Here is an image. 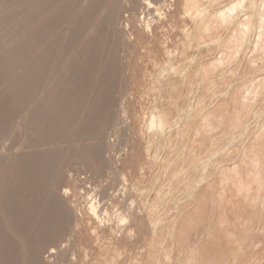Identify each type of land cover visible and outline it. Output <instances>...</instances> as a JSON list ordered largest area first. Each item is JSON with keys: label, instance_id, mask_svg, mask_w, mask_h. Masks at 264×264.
<instances>
[{"label": "rangeland", "instance_id": "374dc122", "mask_svg": "<svg viewBox=\"0 0 264 264\" xmlns=\"http://www.w3.org/2000/svg\"><path fill=\"white\" fill-rule=\"evenodd\" d=\"M13 1L10 2L14 4ZM99 1L100 4H96L100 7L106 2ZM150 1L152 8H140L139 0H135L136 3L134 0H117L115 3L117 7L121 2L124 5L120 4V15L119 12L118 16L114 15L116 20L111 18L113 24L120 20L113 26L119 32L115 38L117 45L114 44L119 49L114 45L109 50L104 49L105 54L110 51V58L103 52L105 59L102 55L100 61L103 66H108L114 53L113 86H110L115 89L111 90L110 101L102 102L108 104V114L111 118L114 115L115 121L110 122L111 125L99 122L102 125L96 124L98 137L89 139V143L85 139L88 145L83 144L85 140L81 141L83 147H90L89 150L102 141L101 155L93 156L85 148V154L80 157L83 159L74 157L64 161L62 156L63 161L56 162L55 172L62 171L58 173L62 175H57L59 180L56 177L55 183L61 180L58 186L63 191L55 188L64 192L63 195L59 193L64 196V205L67 202L65 206L72 205L75 210L68 213L70 224L66 225L68 228L62 236L52 238L50 244L56 245L57 254L54 257L59 264H264V0ZM5 2L8 1H2L6 5ZM86 3L90 2L86 1L85 6ZM108 3L103 10L106 13ZM12 4L4 5L5 9L0 7V12H10ZM34 7L35 11L29 17L34 16L35 33L41 30L39 36L41 38L42 34V40H45L46 28L42 30L46 20L44 0H35ZM95 7L93 9L104 16L97 15L104 20L98 16L94 18L96 13L92 10L93 17L90 12H85L86 16L79 14L80 21H86L80 22L77 28L71 27L69 20L65 30L70 35L73 32L76 36L97 40L101 34L97 27L106 25L108 15L106 17ZM18 13L13 15H16L15 19L20 18L19 24L28 21L25 17L30 14L23 17ZM15 19L5 21L13 26L4 23L0 30L5 28L8 32L11 29L10 34L4 32L15 36L26 29L25 23L18 26L15 22L18 24L15 26ZM89 25L92 28L96 25L98 30L86 28ZM80 27L86 29L80 31ZM113 27L109 26L110 30ZM58 33L54 32L55 36ZM96 33L99 34L96 36ZM28 34L19 38L24 41V52L32 48L26 47L30 46ZM8 36L4 41L12 38ZM31 46L35 54L45 47L39 46L40 50H37V46ZM1 48L0 52L7 50ZM1 56L0 53V59ZM31 59L25 64H34L37 60L36 56ZM60 59L55 57L50 65L57 68ZM0 62V89L3 88L0 91L5 94L8 83L1 81H4L2 77L9 66L5 64L4 67V62ZM46 66V62H42L38 65L39 71L46 73ZM86 73V76L90 74L89 71ZM48 80L49 85L55 82L52 78ZM76 80L83 83L86 78ZM63 87L60 89L67 92V87ZM44 88L45 84L40 90L44 91ZM87 92L90 93V89ZM2 93L0 115L5 117L14 107L9 101L11 95ZM84 96L79 99H88ZM78 97L77 92L73 93L74 100L78 101ZM81 101H78L80 107ZM6 104L10 111L5 109ZM153 113L160 116L157 123H153ZM76 115L73 113L70 118H76ZM7 116L8 119L3 120L4 126L9 128V121L10 132L17 130L20 122L18 124L11 118L13 116ZM14 122H17L16 128ZM4 126L1 127L4 129ZM26 138L19 140L23 142ZM37 138L29 137L23 144L30 139L33 144L42 142L40 137ZM10 140L16 143L14 139ZM10 140L7 144L12 143ZM90 142L93 144L89 145ZM66 145L60 149L62 152ZM91 196H94V211L88 207ZM72 206L68 207L69 212ZM25 225L26 229L30 227ZM8 237L13 238L11 234ZM9 258L11 264H16L13 263L14 256ZM56 260L51 259L53 264H58ZM4 261L7 262L6 258L1 263Z\"/></svg>", "mask_w": 264, "mask_h": 264}, {"label": "bare ground", "instance_id": "6f19581e", "mask_svg": "<svg viewBox=\"0 0 264 264\" xmlns=\"http://www.w3.org/2000/svg\"><path fill=\"white\" fill-rule=\"evenodd\" d=\"M2 1H4V0H0V3L3 4L2 6L0 5V7H2V8L4 7V9H5V6H10L12 4L10 2L11 0H7L8 1L7 3H9V4L11 3L10 5H7L6 2H5L6 3V5H5L4 3H2ZM86 1L90 2V3H88V4L86 3L87 5L85 6L84 3ZM86 1L84 0L82 2V0H44V10L46 11V20H45V23L42 27V30L44 28H46V39L45 40H42V37H43L42 34H41V38L39 36L40 35L39 33L41 30L37 31L38 33L37 32L35 33L34 16H32V18L30 19L31 14L33 15V12L35 11V7H34L35 0H15V2L13 1L14 4H12V7H10L12 9H10L9 7H6L8 9H10L8 11L14 12V13H11V14H10V12L7 13L6 10L4 13L0 12V26L5 25L6 22L9 20L12 21L13 19H15L16 15H13V14H17L18 13L17 11H19L18 14H20L21 10H22V12L27 11L28 14L31 13L28 16L26 15L27 13L26 14L23 13L24 15L20 14L23 17H25V15H26L27 17H25V19L29 18L30 21H29V19H26L29 22L28 21L25 22V20H24V22L22 21L23 25L25 23L26 27L25 26H23V27H25L26 29L19 31L18 35H17V33L15 36L9 35L11 32V29H8V32H7V29L4 28V30L7 33H9L8 35L10 37H12L9 40L4 41V39L8 35L4 32V30H2V31L0 30V34H2L4 32L2 34L3 38H2V35L0 37L3 39L4 45H2L3 41H0V43H1L0 47L2 46V48L7 49V50H3V52L6 51L4 54H3V52H0L3 55V56H1V58L3 60L2 59H0V60L4 62V65H2V66L5 67V64H7L9 66L7 71L3 68L5 70L4 73H6V74L4 77H2V78H4V81L3 82L1 81V83H4L5 81L8 83L5 87V91L8 93V95L9 94L11 95V96L10 95L9 96L12 99H10L9 101L11 103L13 102L12 106L14 107L13 111H11V114H10V112L6 113V111H5V109L9 106L8 104H6L7 106L5 107V109L4 108H1V109H4L3 112L6 113L5 114L6 116L7 115H10V117L13 116V117H11L13 119V121L17 120L18 124L20 122V124L18 126L19 128H17V130L13 128L17 132L14 133L15 132L14 130L13 131L11 130L12 132H10V128H11L10 126L11 125H8V123L9 124H11V123L9 121H7V126H9V128H7L6 126H4V124L6 122H3L4 118L6 120V119H8L9 116L6 117L4 115V113H3V115L5 117H3L2 114L0 115V122L1 121L3 122V123L1 122V124L5 128H7V130L4 128L5 129V131H4L3 127H1L2 125L0 124V133L3 136L2 138L0 137V182H1V187H0V191H1L0 192V264H2L1 261L5 258H6V261L8 259L11 260L9 257H12V256H14V258H15V260H13L15 262H13V263H16V264L17 263H19V264H53L54 263L53 261H51V259L56 260V258H55L56 256L54 257V255L56 254V248H55L56 245L53 243L55 246L54 245L51 246L50 243L52 242V238L55 240L56 236H62L61 234H63V232H65L64 230L68 226L67 224H70V223H68L69 222L68 220L69 219L71 220V217H68L67 215H68V213L72 214L73 210H75L74 206L71 205L73 207V209H71L72 211L70 210L71 212H69V209H68L69 205H68V207H66L67 202L65 204L66 206L64 205V202H65L63 200L64 196H62L64 192L63 193L59 192V190L62 189V187L58 186V185H61L59 182H62V181L60 180L59 182H57L58 184L55 183L56 177L58 179V176L60 177V175H62V173L60 175H58V173H60L62 171H59L57 173L55 172V171H57V170H55L57 168V166L55 167V165H57L56 162H60V161H58L59 159L61 161H63V159H61L62 156L64 157V159H66L64 161H67L70 158H71L70 160H72V158L75 159L78 157H79V159H83L80 157H82L85 154L84 152H86V149L89 150L90 147L89 148H86L87 146L83 147L81 141L82 140L84 141L85 139H87V141L89 139L95 140V138L98 134V132H97L98 129L96 128L98 126L96 124L102 125L103 123L108 124V122H109V124L111 125L110 122L113 121V117L115 118L114 115L111 118L110 115L108 114V109H109V108L107 109L108 104L106 105L104 103L106 105L105 106L102 102L103 100L104 101L109 100L111 90L115 89V88L112 89V87H111V86H113V85H111V81L113 79V77H112L113 76L112 75L113 69L112 68H113L114 62L116 61L115 57H114V53H113V55L111 54L113 58L110 60V63H108V66L107 65L103 66L100 61H101V56L103 55V52L106 50V48L109 50L112 45H114V44L117 45V42L115 40L117 39L116 35H118L119 32L117 30V27H113V26H117V24H118L117 21L119 22L120 20L118 19L117 21H115V23H117V24H115V23L113 24L111 22V18L114 19L115 18L114 15H116V16H118V14L120 15V11H121L120 8H121V6H124V5L121 4L123 2L122 1L120 3L121 6L119 4V7H117L118 5H115L117 0H105L106 2H109L108 3L109 8H108V11L106 13V11H103L105 8H107V6L105 5L106 2L104 4H102V7H100L98 5L99 6V8H98L96 3L100 4V1L99 2H97L98 0H89V1L86 0ZM101 1H104V0H101ZM136 2H138V0H136ZM136 2L134 0V3H136ZM139 3H141V7L139 6L140 8H145V7H147V8L151 7L152 8V6H151L152 3L150 0H139ZM94 5L96 6L95 8H98L99 10L103 11V13H105L106 17L108 15V18H106V19H108V20H106L107 21L106 25L100 24V26L97 27V28H100L99 31H101V34L99 37L97 36V34H99V33H96V36H97L96 39L97 40H95V39L92 40V39H89L87 37L84 38L85 36L84 37L76 36L75 34H73L72 30H71L72 35H70L69 31L65 30V28H66L65 25L67 24V22L69 20L71 21V23H68V24H71V27H72V25H74V27L78 28L80 25L79 23L81 22L79 19V17H80L79 14L85 15L86 14L85 12H90V13H92L91 16L96 13L95 14L96 17H94V18L97 19L99 17L97 14H99L100 11L97 12L95 9H93ZM132 5L134 6V4H132ZM136 6H137V4H136ZM134 7H133V9H134ZM92 10H94L93 12H95V13L91 12ZM145 10H147V9H145ZM15 11H16V13H15ZM86 15H88V14H86ZM100 15H102V13H100ZM147 15H148V13H147ZM21 16H18V17H21ZM103 16L104 15H102L100 17H103ZM121 16H119V17H121ZM100 17L98 19H102V20L105 19V18L103 19ZM7 18H9V19H7ZM11 18H13V19L11 20ZM82 18H84V17L82 16ZM19 19H17V21L14 20L15 26L20 23L19 21H21V20H19ZM21 19L23 20V18H21ZM88 19H91V17L88 16ZM84 20H85V18H84ZM91 20H93V19H91ZM115 20H116V18H115ZM112 21L114 22V20H112ZM123 21H124V19H123ZM15 22H17L18 24H16ZM84 22H81V23H84ZM100 22H103V21H100ZM9 23L11 24V22H8L6 25H10ZM122 23L123 22H120L121 25H122ZM22 24H19L18 26H20ZM93 24H94V22H93ZM95 24L99 25L97 23H95ZM110 24H113V25L111 26ZM120 24L118 26H120V28H121ZM96 25H95V28L93 27L94 29L91 27V25H89L86 28L89 29V27H91L90 29L98 30L96 28ZM10 26H13V24ZM109 26L113 27L115 29V31H113L112 30L113 28H111V30H112V32H111ZM23 27H21V28L23 29ZM82 27H84L83 24H82ZM86 28H84V29H86ZM84 29L81 28L80 31H82ZM14 30H15V28H14ZM19 30H21V29H19ZM28 31L29 32L31 31L30 35L28 34ZM57 31L59 33H58V35L55 36L54 32H57ZM88 32H90V30H88ZM114 32L115 33L117 32V33L114 34ZM120 32H122V31H120ZM24 33H25V35L27 33L29 36L27 43H30V44H28L30 46H26V47L27 48L32 47L29 51L27 50V48L25 49V51H28V52H24V47H23L24 41L19 40V38L24 37ZM4 34L7 35L5 38H4ZM37 34H38V36H36ZM79 34H81V33H79ZM73 35H75V36H73ZM26 37H27V35H26ZM96 42L98 43L97 45H96ZM31 44L34 45V47L37 46L38 47L37 50L40 48L39 46L44 45L45 47H43V48L41 47L42 48L41 50L44 49L42 52L39 49L40 50L39 52H41V53L38 52V54L37 53L35 54L33 46H31ZM25 45H27L26 42H25ZM115 45L113 46L114 48L116 47ZM3 46H5V47H3ZM7 47H9V48H7ZM114 48H112V49H114ZM116 48L119 49L118 47H116ZM75 49H78L80 51H78V52L74 51ZM117 49H115V50H117ZM105 52H104V54H105ZM109 53H110V51L107 54H105V55H108V59L110 58ZM117 55H118V53H117ZM35 56H36L37 60L35 59L36 62H35V60L33 61L34 64L31 62H30L31 64H25L27 62L29 63V60L31 58L34 59ZM57 56H59V58L61 57V59H60L61 62L59 64L57 63L59 66H57V68H56V67H53V65H50V63H53L56 59L53 62H52V60ZM115 56H116V54H115ZM27 57L29 58L28 60L26 59ZM104 57L105 56L103 55V59H105ZM108 59L106 58V60H108ZM30 61H32V59ZM42 62H46V64H47V66H46L47 70L45 69L46 73L45 72L42 73L39 71L38 65H40ZM57 62H58V60H57ZM120 62H122V61H120ZM0 64H1V62H0ZM10 64L12 66H10ZM14 64H15V66H13ZM87 71H89V73H90V74H88V75H90V78L87 77L88 75L87 76L84 75V74H87L86 73ZM4 73L2 71V74H4ZM81 74H83L84 80H85V78H86V80L83 83L82 82L78 83L79 80L77 81L76 79H80V80H81V78L83 79V77H80ZM51 78L55 82L53 85L50 84L51 85L50 86L49 83L47 84L46 82L49 81L48 79H51ZM87 78H89V79H87ZM43 84H45V88H44V91H41L40 87ZM61 86L67 87V92L61 90L60 89ZM74 88H76V89H74ZM71 89H73L74 91L77 92V97L80 94L83 97L84 94H86V93L90 94L91 96L89 95L90 97L88 98V96L86 95L87 97L86 96H84V97L88 98V99H85V101L84 100L81 101L79 99V97L81 96L80 95L77 98L78 101L83 102L82 104H80L81 105V107H80L78 105L79 104L78 101H76V100H74V98H72L73 93H76V92L71 91ZM88 89H90V93L87 92ZM0 90H3V88H1ZM1 93L2 92L0 91V95H1ZM7 93H5V94L2 93V94L6 96ZM121 93H123V92H121ZM71 95H72V97H71ZM124 95H126V94H124ZM5 96H3V98ZM0 97H2V96H0ZM75 97H76V95H75ZM112 102H110V103H112ZM100 104H103L105 106V108H103L104 106L100 105ZM10 106H11V104H10ZM12 106H11V108H12ZM102 108L104 111L100 112L102 110ZM7 110L10 111L9 108H7ZM110 110H111V108H110ZM80 111H81L80 115L79 116L76 115V113H79ZM114 112H116V111H114ZM73 113H75V115L77 117L74 118V116H73L71 119L70 116ZM101 113H103V114L100 115ZM109 113H110V111H109ZM104 114H106V116ZM113 114H115V113H113ZM103 115H104V117H103ZM159 118H160L159 114H156V113L152 114L153 123L156 122L157 120H159ZM114 121H115V119H114ZM99 122L102 124H99ZM15 123H17V122H14V127L16 125ZM105 127H107V126H105ZM124 129H125V127H124ZM26 137L27 138H29V137L30 138H32V137L33 138L34 137L39 138L40 137L39 140H41L42 142L38 143V141H37L38 144L35 143L36 142L35 141L36 138H35V140H34L35 144L32 143L33 142L32 139H30V140H32L31 141L32 144L29 143L30 140L27 141L29 144L28 143L23 144V142L28 140ZM19 138H26V139H24L25 141L22 139L23 142H20ZM10 139H14L16 141V143H14V141H12ZM9 140L12 141V143L7 144V142H9ZM96 141H97V139H96ZM98 141H99V139H98ZM62 142H63V144L65 143L64 145L67 144L66 145L67 147L66 146L64 147V148H66V150L64 149L65 151L63 150L64 152H62L60 150V149H62V146H64V145H62ZM101 142H97L96 145L91 146V149L89 150V152L91 151L93 153L92 154L93 156L94 155L99 156L102 154L104 146H103V144H101ZM71 143H73L72 146L71 147L68 146V144H71ZM88 143H89V141H88ZM88 143L86 144V140H85V142L83 144L88 145ZM60 144L62 145L61 148L59 146ZM91 144H93V143L90 142L89 145H91ZM115 146H117V145H115ZM110 148H113V147L110 146ZM60 151H61L62 155L59 156ZM22 154H25V155H23V157H22ZM37 159H38V161H37ZM109 159H110V156H109ZM35 162L36 163L38 162L37 167L35 165ZM44 162H45V164H44ZM106 162H107V160H106ZM102 163H104V162H102ZM58 164H60V163H58ZM85 164H87V163H85ZM34 166H35V168H33ZM40 171H42V173ZM88 172H90V171H88ZM91 175H93V174H91ZM60 179H62V178H60ZM93 181H95V180L93 179ZM86 182H88V181H86ZM55 186L59 187V190H56L58 188H55ZM4 190H5V193H3ZM61 191H63V189ZM59 193H61L62 195H60ZM104 195L106 196L107 194H104ZM91 197L92 198L89 199V201H88L89 202L88 207L92 211H94L95 210V205H94V201H93L94 196H91ZM76 199H78V198H76ZM104 202H105V200H104ZM135 213H134V215H135ZM70 216H72V215H70ZM67 217H68V219H67ZM123 221L124 222L127 221V220L125 221V217L123 218ZM25 224H27V226L29 224L30 227L29 228L27 227L28 229H26V227L24 228V226H26ZM10 234L13 237L12 239L10 237H8V235H10ZM26 242H28L29 244ZM70 246H71V244H70ZM61 248L64 249L65 247L64 248L61 247ZM19 253L21 254L20 257L17 256ZM45 253L47 255L45 257H43V254H45ZM15 256H17L18 261L16 260ZM8 261L6 262L7 264H8ZM56 261L58 262V259ZM4 263H5V261H4ZM11 263L12 262H10V264ZM68 263H70V262H68ZM58 264H59V262H58Z\"/></svg>", "mask_w": 264, "mask_h": 264}]
</instances>
